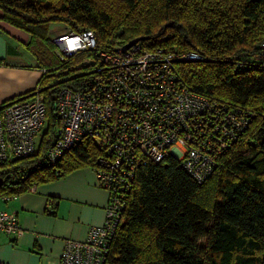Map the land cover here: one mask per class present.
<instances>
[{"label": "trees", "instance_id": "16d2710c", "mask_svg": "<svg viewBox=\"0 0 264 264\" xmlns=\"http://www.w3.org/2000/svg\"><path fill=\"white\" fill-rule=\"evenodd\" d=\"M0 9L28 33L41 70L35 89L46 106L36 151L0 159V193L18 195L76 167L95 169L100 147L92 139L54 164L46 153L57 91L85 88L100 50L139 38L148 48L196 51L200 58L175 62L180 82L247 124L201 182L170 153L139 165L128 187L118 188L123 220L109 237L106 264H264V0H0ZM58 22L64 30L91 29L96 47L60 58L48 36Z\"/></svg>", "mask_w": 264, "mask_h": 264}, {"label": "built area", "instance_id": "2783aa9c", "mask_svg": "<svg viewBox=\"0 0 264 264\" xmlns=\"http://www.w3.org/2000/svg\"><path fill=\"white\" fill-rule=\"evenodd\" d=\"M54 40L60 58L96 47L95 34L88 28L64 30ZM262 47L264 51V42ZM98 56L101 65L87 73L85 88L63 86L57 91L58 120L46 160L54 164L66 149L92 139L100 147L95 175L108 191V200L103 221L91 225L85 239L64 241L59 264H106L109 237L123 220L124 201L118 188L128 187L139 165L170 153L201 182L212 172L217 154L247 124L223 102L180 82L175 62L200 58L196 51L148 48L136 41L126 48L100 50ZM45 113L37 89L0 104V159L36 151ZM0 198L8 200L10 195L0 193ZM20 232L16 215L0 210V233Z\"/></svg>", "mask_w": 264, "mask_h": 264}, {"label": "crops", "instance_id": "0c3cea01", "mask_svg": "<svg viewBox=\"0 0 264 264\" xmlns=\"http://www.w3.org/2000/svg\"><path fill=\"white\" fill-rule=\"evenodd\" d=\"M28 38L0 9V104L37 86L41 70L26 47ZM107 200L91 165L0 198V210L13 212L21 228L18 234L0 233V264H59L64 241L85 239L89 227L103 221Z\"/></svg>", "mask_w": 264, "mask_h": 264}, {"label": "rangeland", "instance_id": "374dc122", "mask_svg": "<svg viewBox=\"0 0 264 264\" xmlns=\"http://www.w3.org/2000/svg\"><path fill=\"white\" fill-rule=\"evenodd\" d=\"M63 29H64V25L62 23H60V22L53 23L49 26L48 36H50L51 38H54L57 35V33L62 31ZM83 62H87V59L84 60ZM45 127L46 126L43 125L37 135H41V133L43 132ZM38 139H39V137H37V140Z\"/></svg>", "mask_w": 264, "mask_h": 264}, {"label": "water", "instance_id": "95a60500", "mask_svg": "<svg viewBox=\"0 0 264 264\" xmlns=\"http://www.w3.org/2000/svg\"><path fill=\"white\" fill-rule=\"evenodd\" d=\"M137 40H139V38H136V39H134V40H132V41H129L128 43H126V44L123 45V48L128 47L129 45H131L132 43L136 42ZM31 94H32V93L25 94V95H22V96H20V97L23 98V97H26V96L31 95Z\"/></svg>", "mask_w": 264, "mask_h": 264}]
</instances>
